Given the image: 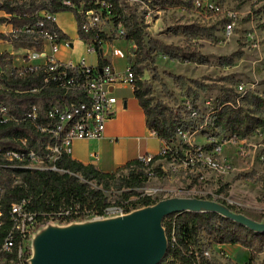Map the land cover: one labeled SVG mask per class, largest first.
I'll list each match as a JSON object with an SVG mask.
<instances>
[{
	"label": "rangeland",
	"instance_id": "374dc122",
	"mask_svg": "<svg viewBox=\"0 0 264 264\" xmlns=\"http://www.w3.org/2000/svg\"><path fill=\"white\" fill-rule=\"evenodd\" d=\"M126 2L138 13L148 41L154 43L150 56L143 58L139 65L142 68L139 78L152 88L151 104H158L175 126L189 131L187 137L176 133L172 142L180 145L191 139L194 144L209 146L211 142L224 143L221 157L230 166V171L226 173L203 167L189 170L187 174L165 172L164 176L151 177L137 191L150 195L157 203L172 198L209 200L264 225V127L256 128L238 143L226 137L227 132L210 130L216 106L234 94H239L240 105L245 110L259 115L251 96L264 99V0ZM68 14L64 11L62 17ZM187 25H194V29L199 26L201 32L187 40L182 32ZM94 29L112 37L110 46L121 48L128 55L130 64L136 62L138 46L124 36V28L116 25L110 15H103ZM159 43L172 46L174 50H187L190 47L207 61L171 58L160 51ZM120 60L118 57L116 61ZM123 66L119 65L120 68ZM240 85L244 87L243 90ZM132 93L133 88L127 86L118 90L116 95L121 98ZM152 143L153 148L157 147L156 141ZM242 150L246 153L242 154ZM123 190L131 191L129 188ZM105 193L114 200L121 190L107 189ZM136 198V195H132L131 200ZM144 208L139 207L126 214L110 212L101 217L89 215L71 222L49 220L37 228L35 237L53 233L68 224L86 226L103 219L120 218ZM199 240L201 245L196 248L206 250L210 259L222 264H264L263 242L256 243L260 251L251 258V250L240 244L222 246L210 242L205 233L201 234Z\"/></svg>",
	"mask_w": 264,
	"mask_h": 264
},
{
	"label": "trees",
	"instance_id": "16d2710c",
	"mask_svg": "<svg viewBox=\"0 0 264 264\" xmlns=\"http://www.w3.org/2000/svg\"><path fill=\"white\" fill-rule=\"evenodd\" d=\"M62 1L0 0V11L7 14L0 15V23L11 22L15 28L26 25L34 26L38 20L42 19L39 14L41 10L53 13L73 11L78 21L81 39L92 41L96 49L101 52L100 41L111 40L112 37L96 29L86 30V11L101 7V2L72 0L77 6V8H72L63 4ZM103 1L109 5L107 9L104 7L103 13L110 15L116 25H121L124 28V36L138 46L137 59L133 64L138 75L134 93L145 110L147 127L161 140L171 143L175 140L179 126L173 124L170 116L158 104H151L152 88L139 78L142 70L139 65L143 58L150 56L154 43L152 40H146L145 28L138 13L129 6L126 0ZM80 7H83V12H79ZM46 24L47 27L59 31V27L53 21L47 20ZM194 27V25L183 27L182 32L187 40H191L201 32L199 26L196 29ZM0 37L7 38L8 36L0 33ZM17 39L30 45L41 46V41L34 39L32 35H21ZM159 45L160 51L171 58H183L195 62L207 61L201 53L190 47H187V50L182 48L174 50L172 46L161 43ZM8 57V53L0 55L1 66L4 67L10 63L6 60ZM108 63L110 61L101 53L99 67ZM36 82V78L33 77L8 78L0 72V83L3 84V88H0V102L8 105L15 116H21L31 104H37L40 120H43L46 108L54 103L62 104L64 98L58 92L32 93L26 91L31 89ZM238 96L239 94H234L216 106L215 113L211 117L210 130H218L216 133L227 132L237 138H245L256 128L264 126V99L255 95L251 96V101L259 112V115H252L240 105ZM65 101L69 102L70 98H65ZM23 135L28 136V145L34 148L39 155L46 153L45 146L49 141V135L36 131L28 121L3 124L0 128V144L19 148L21 146L19 138ZM161 157L160 153L154 155L152 163ZM152 163L146 165L140 158H137L130 160L115 171L105 172L64 153L56 160V165L64 172L22 169L19 170L24 180L22 186H13L11 178L13 170L0 167V184L7 188L3 199L4 207L7 210L10 202L21 197H28L31 199L30 209L38 213L43 223L49 220L71 222L89 215L104 216L111 209L129 213L139 207L157 203V200L150 195L137 191V188L143 186L151 177L165 175L160 164L153 166ZM124 188H129L131 191H125ZM107 189L121 190V193L112 200L105 193ZM132 195H136L137 198L131 200ZM162 225L167 237V249L162 261L158 264H222L210 259L205 254L206 250L196 248L201 245L199 237L202 233L208 236L210 242L240 244L250 249L251 258L260 251L256 243L263 242L264 244V231L253 229L241 221L212 210L170 212L164 216ZM2 233L3 231H0V235Z\"/></svg>",
	"mask_w": 264,
	"mask_h": 264
},
{
	"label": "built area",
	"instance_id": "2783aa9c",
	"mask_svg": "<svg viewBox=\"0 0 264 264\" xmlns=\"http://www.w3.org/2000/svg\"><path fill=\"white\" fill-rule=\"evenodd\" d=\"M97 2H101L102 6L86 11V30L94 29L105 15L104 7L109 8L105 1L97 0ZM62 3L77 8L72 0H63ZM82 8H78L79 12H83ZM39 14L42 19L34 26L14 28L12 37L17 39L21 35H32L34 39L41 41V46L31 45L25 54V63L16 70L9 72L6 64L4 67L0 65V72L8 78H36V84L26 91L58 92L64 99L62 104L54 103L48 106L43 120H40L37 104H31L21 116H15L8 105L0 102V128L10 122L28 121L36 131L49 135L44 155H39L28 145V136L25 135L19 138L21 143L19 148L0 144V167L13 170L11 174L13 186L24 184L23 177L19 173L22 169L64 172L56 165V160L64 153L69 155L70 145L76 139L103 138L107 121L115 115L116 105L120 99L116 92L127 86H131L134 90L138 80V75L129 61L120 68L111 62L103 67L92 65L84 57L78 63L58 59L56 54L61 45L70 48L72 44L60 29L58 31L46 26L47 20L56 23L55 13L41 10ZM230 28L231 24H229ZM85 42L90 52L98 51L92 41ZM100 44L102 54L105 52L114 57L128 59V55L121 48L110 46L109 40H101ZM239 87L241 90L244 89L241 85ZM0 88H3L1 83ZM65 98H70V101H65ZM193 115H196V112H193ZM187 133L189 134L187 129L178 127V136L187 137ZM226 137L235 143L243 140L230 134ZM223 145L224 143L221 142L218 144L211 142L210 146L194 144L191 139L180 145L164 141L159 152L162 157L154 163H152L154 155L144 154L139 158L146 165L160 164L166 173L187 174L189 170L193 171L201 167L217 173H226L230 171V166L221 157ZM245 153L246 151L242 150V154ZM6 192L7 188L0 184V231H3L0 235V264H32L35 233L37 228L45 223L40 220L37 212L30 209L31 199L28 197L10 202L6 210L3 202ZM110 212L126 214L116 209H111ZM205 254L208 255V252Z\"/></svg>",
	"mask_w": 264,
	"mask_h": 264
},
{
	"label": "water",
	"instance_id": "95a60500",
	"mask_svg": "<svg viewBox=\"0 0 264 264\" xmlns=\"http://www.w3.org/2000/svg\"><path fill=\"white\" fill-rule=\"evenodd\" d=\"M179 210L217 211L264 231V225L215 202L172 198L120 218L36 236L32 264H158L167 249L162 220Z\"/></svg>",
	"mask_w": 264,
	"mask_h": 264
},
{
	"label": "crops",
	"instance_id": "0c3cea01",
	"mask_svg": "<svg viewBox=\"0 0 264 264\" xmlns=\"http://www.w3.org/2000/svg\"><path fill=\"white\" fill-rule=\"evenodd\" d=\"M63 12L55 13V21L62 33L70 40L72 47L61 45L56 57L62 61L72 60L74 63H78L84 57L89 64L99 65L101 52L89 51L87 42L79 35L78 21L74 12L66 11L69 12L68 16L62 17ZM0 15L7 14L0 11ZM14 28L11 22L0 23V33L8 36L0 37V55L9 54L6 59L10 62L6 65L9 72L25 63V54L31 47L27 42L12 37ZM103 56L117 66L126 64L127 61L121 59L118 62L116 61L118 57L105 52ZM154 141L157 142L155 148L152 147ZM163 144L164 141L147 127L145 110L133 90L131 96L123 95L119 99L115 115L107 121L105 136L99 139L74 140L70 145L69 156L84 164L94 165L102 171L112 172L141 155L158 154Z\"/></svg>",
	"mask_w": 264,
	"mask_h": 264
},
{
	"label": "bare ground",
	"instance_id": "6f19581e",
	"mask_svg": "<svg viewBox=\"0 0 264 264\" xmlns=\"http://www.w3.org/2000/svg\"><path fill=\"white\" fill-rule=\"evenodd\" d=\"M101 221H106L105 219L101 220ZM80 225L79 224H68V225H65V226H61L59 227L58 229L61 231V232H64V231H70L72 230L74 227H79Z\"/></svg>",
	"mask_w": 264,
	"mask_h": 264
}]
</instances>
